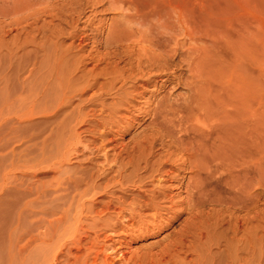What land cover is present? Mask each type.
Listing matches in <instances>:
<instances>
[{"label":"bare ground","instance_id":"bare-ground-1","mask_svg":"<svg viewBox=\"0 0 264 264\" xmlns=\"http://www.w3.org/2000/svg\"><path fill=\"white\" fill-rule=\"evenodd\" d=\"M114 5H120L116 9L122 11V24L110 27L104 39H92L91 43L102 49L95 60L103 64L101 73L87 77L79 93L71 97L76 91L72 92L51 107L56 114L78 99L54 124L38 151L39 158L36 156L40 164L62 174L57 175L53 187L59 210L50 211L55 217L38 227L42 233L31 235L24 230L14 245L17 249L13 246L5 257L20 264H143L146 259L150 264H177L179 256L187 259L193 254L198 264L205 254L196 247L197 241L192 248L193 241L208 238L209 220L214 207L221 204L219 186L224 188L221 200L228 212L236 211L237 201H243V225L251 221L250 209L256 210L252 218L255 226L251 224L254 239L249 243L252 251L261 241L258 203L260 189H264L260 182L264 161L260 101L255 97L253 106L238 102L232 80L223 82L218 77L225 63L218 62L225 39L219 44V37L202 29L193 15L169 8L165 14L146 11L130 1ZM254 26L258 32L257 18ZM240 39L239 49L231 51V75L249 60L245 59L247 29ZM256 70L258 73V65ZM178 89L184 94H174ZM88 91L92 93L83 101L81 97ZM109 95L113 98L109 103L105 100L106 104L102 98ZM29 109L25 110L27 116L35 113ZM132 124L138 126V132H132ZM83 134L91 138L86 140ZM76 157H83L91 168H82L79 162L80 168L72 175L62 172ZM182 216L167 244L160 241L156 254L147 248L140 259L132 257L130 242L135 231L138 237L149 227L161 232ZM221 264L235 262L229 256Z\"/></svg>","mask_w":264,"mask_h":264},{"label":"rangeland","instance_id":"rangeland-1","mask_svg":"<svg viewBox=\"0 0 264 264\" xmlns=\"http://www.w3.org/2000/svg\"><path fill=\"white\" fill-rule=\"evenodd\" d=\"M1 1L0 264H20L15 261L10 263L5 257L6 252H12L19 235L24 230H26L24 233L29 231L31 235L42 233L43 230L38 229V227H42L43 222L47 224L49 220L55 217L51 212L57 211L58 204L56 200H53L57 196L53 189L56 180L59 179L58 176H62V174L53 167L40 164L38 162V154H40L38 151L40 152L39 149L44 147L46 136L54 124L61 120L64 113H69L78 104V102H75L78 99L75 97L71 100L73 102L70 105L65 106L61 109L62 112L60 110L56 114H54L55 111L51 107L56 105L57 100L64 99V96H69L70 93L75 91V93L70 94L71 97L79 93L80 88L85 85L83 82L87 81V77H94L95 74L101 73L100 69H102L103 64L98 65L95 60L102 53V49H96L91 43L93 40L104 39L108 31L111 30L110 27L115 26L117 28L122 24L120 22L122 11L116 9L120 5H117L116 8L113 7L115 3L121 4L130 1L137 7L139 6L138 8L141 7L142 10L147 8L149 11L155 10L157 13L163 11L164 14L169 9V11L179 9L184 11L187 16L193 15L198 25L208 31L210 35L213 36L214 34V37H219L217 38L219 44L225 39V44L222 43L223 46L226 45L225 49L221 45L222 49L219 53L221 55L218 59L219 64L225 63L221 66L222 69L220 67L218 77L225 80L223 82H227L229 79L232 80L231 89L234 92H231L239 100L238 102L245 103L247 101L253 106V101H257L256 98L260 101L258 107L260 128L262 129L261 148L264 150V0H44L45 3L43 0ZM112 7L114 9H111ZM78 10L80 11L78 12ZM255 18L259 20L258 32L255 31ZM246 29L248 32V41L246 42L248 48L245 59L246 61L249 60L248 63L246 62L231 75L228 69L229 61L232 59L230 58L232 57L231 53L233 54L231 51L239 49L241 44L240 35ZM256 36L258 37L257 44L255 42ZM93 56L94 60L91 58ZM95 64L98 65L97 68H94ZM256 65L259 68L258 73ZM100 81L102 82V80ZM91 93V91L83 93L81 99L83 101L87 100ZM174 94L181 96L184 94V90L178 89ZM112 98L113 96L109 95L103 96L102 99L107 104V102L112 101ZM44 106L48 107V110H45ZM28 107L33 108L35 111L31 116L25 114L27 112L25 110L29 109ZM93 108L97 110V107ZM91 120L92 117L88 121ZM132 125V132H138V126ZM82 136L86 140L91 138L89 134H83ZM129 137L130 135H127L126 140ZM44 139L45 141H43ZM263 150H261L262 156H264ZM76 158L65 165L62 172L65 171L72 175L80 168L78 166L79 162L82 165L84 164L83 166L80 165L82 168H91L90 163L85 161L83 157ZM85 163L89 165L86 166ZM261 167L264 169V161ZM261 169L263 177H261L262 181L260 182L264 185V171ZM251 181L253 183L254 179ZM221 188L218 187L220 194L218 199L221 202L220 206H222L214 207L215 212L209 220L212 227L208 238L202 239V241H198L199 239L193 241L192 248L199 247L201 251L203 250L202 254H205V256L202 255L204 258L202 257L198 264H221L229 256L233 258L235 264H264V189H260V191L262 190L261 199L258 203V207H260L258 208L260 210L259 217H262V219L259 218L261 226L258 230L261 241L259 245L252 247L253 250L250 251L251 245L249 243L254 239V229L252 228L255 226L252 218L255 216L256 210L250 209V212L252 210L253 213L249 212L250 216L248 215L249 220L251 218L253 223L250 221L248 226L243 225L242 221L246 218L245 211L240 210L243 201H237L239 207L236 206V211L228 212L223 208L222 202L224 200H221V198H224L225 195H221L224 189L223 186ZM184 217L182 216L172 227H168L161 232L151 231L152 229H149L151 228L149 227L147 233L142 232V235L138 237V231H133L134 241L130 242L132 257L136 258V255H138L140 259V256L147 252V248L151 249V253L156 254L159 243L165 244L164 242H166L167 244L166 239ZM235 219H238V224L233 231ZM41 220L42 224H38ZM251 224H253L252 228ZM248 229L249 231H247ZM119 237L126 239V241L129 239L124 235ZM196 243L200 246L195 247ZM189 245L192 246V244ZM16 246L18 245L16 244ZM256 249L261 250L260 254L256 252ZM244 250L245 252H243ZM240 254L243 256L241 257ZM189 256L187 259L179 256L176 263L196 264L193 261L195 256L193 254L191 258ZM254 257L256 262L255 259L253 260ZM242 258L247 261L242 260ZM249 259L252 261L251 263H249ZM143 261L150 264L148 259Z\"/></svg>","mask_w":264,"mask_h":264}]
</instances>
